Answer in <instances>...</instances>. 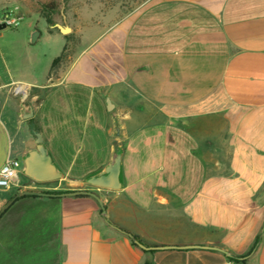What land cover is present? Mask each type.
<instances>
[{"label": "crops", "instance_id": "0c3cea01", "mask_svg": "<svg viewBox=\"0 0 264 264\" xmlns=\"http://www.w3.org/2000/svg\"><path fill=\"white\" fill-rule=\"evenodd\" d=\"M57 58L0 72V170L37 131L59 184L84 183L122 146L123 188H84L105 214L89 195L17 200L0 264H31L37 247L49 264H264V0H156ZM18 189L0 188V210Z\"/></svg>", "mask_w": 264, "mask_h": 264}, {"label": "rangeland", "instance_id": "374dc122", "mask_svg": "<svg viewBox=\"0 0 264 264\" xmlns=\"http://www.w3.org/2000/svg\"><path fill=\"white\" fill-rule=\"evenodd\" d=\"M154 1L156 0H0V12L19 7L24 13V19L17 28L0 30V72L9 75L12 71L15 76L18 73L30 75L33 71L39 74L51 57H60L62 54L66 63L69 58L78 55L93 37L124 18L135 15ZM48 19L52 23L49 24ZM57 24L69 28L70 32L63 34ZM36 31L39 33L37 41L31 43L32 34ZM55 81L56 78L49 83ZM21 178L24 180L25 177L21 175ZM43 185L51 188L57 186L56 190L64 192L89 186L85 183L71 184L68 181L62 184L54 181ZM23 190L28 189H18L16 192ZM24 216L27 219L34 217L30 211ZM26 239L28 247L36 245L34 238L27 236ZM29 256L31 264H49L53 259V254L38 247Z\"/></svg>", "mask_w": 264, "mask_h": 264}, {"label": "water", "instance_id": "95a60500", "mask_svg": "<svg viewBox=\"0 0 264 264\" xmlns=\"http://www.w3.org/2000/svg\"><path fill=\"white\" fill-rule=\"evenodd\" d=\"M63 34L70 32V29L59 24L56 25ZM5 26L0 27V30ZM39 33L36 31L32 34L31 43H36ZM20 112V118L23 120L30 119L34 116L38 109V95H32L28 99V103H23ZM122 156L123 147L118 146L114 150L108 165L102 170L92 174L85 179V184L109 190H120L123 188V172H122ZM22 174L27 178L38 183H49L63 180L66 178L64 172L55 163L52 153L45 144L41 132L34 131L33 138L29 139L25 144V149L21 157ZM71 184H77L75 180L68 181ZM89 195L95 197L102 208L103 214L106 213V208L102 199L93 191L86 189H75L62 193H52L37 190H23L19 191L15 196L9 200L5 206L0 210V218L2 215L21 197L24 196H38V197H52L60 198L66 196H80ZM134 241L144 249H148L141 242L130 235ZM167 248V247H161ZM171 248V247H169Z\"/></svg>", "mask_w": 264, "mask_h": 264}, {"label": "built area", "instance_id": "2783aa9c", "mask_svg": "<svg viewBox=\"0 0 264 264\" xmlns=\"http://www.w3.org/2000/svg\"><path fill=\"white\" fill-rule=\"evenodd\" d=\"M24 14L19 7H12L0 12V27L5 26L17 28L22 20ZM22 164L17 159L8 160L3 168L0 170V188H10L16 185L20 189L45 191L47 188L43 185L45 183H38L29 180V183H23L21 180Z\"/></svg>", "mask_w": 264, "mask_h": 264}, {"label": "trees", "instance_id": "16d2710c", "mask_svg": "<svg viewBox=\"0 0 264 264\" xmlns=\"http://www.w3.org/2000/svg\"><path fill=\"white\" fill-rule=\"evenodd\" d=\"M48 23H52V21L50 19H48ZM63 60V54L57 58L54 62H53V65H52V68L54 69L55 67H57L61 61ZM45 192H52V193H62L64 191H60V190H45ZM18 192H16L14 194V196L17 194ZM80 196H84V195H80ZM25 197H34V198H40L38 196H24V197H21V198H25ZM19 198V199H21ZM18 199V200H19ZM11 200V199H10ZM127 234L131 235L130 233L126 232ZM133 236V235H132ZM135 239L138 240V238L136 236H133ZM261 240H262V237L259 236L254 244V246L252 247V249L246 254V255H243V256H238V255H233L231 256V260L232 261H235L236 263H244L246 262V259L251 255L253 254L259 247L260 243H261ZM139 241V240H138Z\"/></svg>", "mask_w": 264, "mask_h": 264}, {"label": "bare ground", "instance_id": "6f19581e", "mask_svg": "<svg viewBox=\"0 0 264 264\" xmlns=\"http://www.w3.org/2000/svg\"><path fill=\"white\" fill-rule=\"evenodd\" d=\"M18 91H25L24 87H19Z\"/></svg>", "mask_w": 264, "mask_h": 264}]
</instances>
